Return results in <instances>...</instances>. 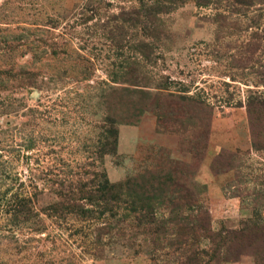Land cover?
I'll list each match as a JSON object with an SVG mask.
<instances>
[{
    "label": "rangeland",
    "instance_id": "1",
    "mask_svg": "<svg viewBox=\"0 0 264 264\" xmlns=\"http://www.w3.org/2000/svg\"><path fill=\"white\" fill-rule=\"evenodd\" d=\"M0 264H264V0H0Z\"/></svg>",
    "mask_w": 264,
    "mask_h": 264
},
{
    "label": "trees",
    "instance_id": "2",
    "mask_svg": "<svg viewBox=\"0 0 264 264\" xmlns=\"http://www.w3.org/2000/svg\"><path fill=\"white\" fill-rule=\"evenodd\" d=\"M207 227V225L205 226V228Z\"/></svg>",
    "mask_w": 264,
    "mask_h": 264
}]
</instances>
